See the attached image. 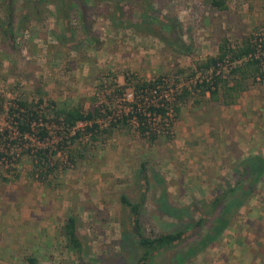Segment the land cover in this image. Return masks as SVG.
<instances>
[{
    "label": "rangeland",
    "instance_id": "rangeland-1",
    "mask_svg": "<svg viewBox=\"0 0 264 264\" xmlns=\"http://www.w3.org/2000/svg\"><path fill=\"white\" fill-rule=\"evenodd\" d=\"M7 2L0 0V25ZM26 3L13 0L12 43L0 29V264H26L28 255L39 264H135L141 250L119 195L140 198L141 162L149 185L140 222L150 236L179 226L155 206L160 184L153 172L163 179L168 200L187 206L221 180L233 181L231 168L242 156L255 151L264 157V82L253 81L234 106H223L201 93L197 82L209 73L197 72L195 64L214 56L221 39L236 45L264 34V0H226L224 10L207 0H148L152 11L174 25V34L192 45L191 54L175 48L169 28L154 18L144 21L150 20L156 33L141 28L143 0L124 2L120 21L112 19L110 0H85L93 38L84 31L78 5L68 2L74 41L67 43L60 41L64 26L57 0H40L39 13L23 19ZM159 76L161 90L179 111L169 113V128L159 117L152 119L160 129L154 143L137 131L134 117L101 131L111 117L131 114L134 81ZM38 89L46 100L42 112L50 111L48 99L99 107L94 138L79 123L75 130L83 135L64 143L63 129L54 122L45 124L42 141L20 137L8 108L18 98L36 99ZM40 149L46 157L41 166ZM69 214L78 219L81 260L66 249L61 232ZM192 240L154 254L150 264H175V255ZM182 264H264V177L222 236Z\"/></svg>",
    "mask_w": 264,
    "mask_h": 264
},
{
    "label": "trees",
    "instance_id": "trees-1",
    "mask_svg": "<svg viewBox=\"0 0 264 264\" xmlns=\"http://www.w3.org/2000/svg\"><path fill=\"white\" fill-rule=\"evenodd\" d=\"M113 5L111 12L112 19L121 20L123 15V4L127 0H110ZM68 2L78 5L80 16L83 23L84 31L89 38H93L91 30L85 19L86 3L85 0H57V10L60 11V18L63 21L64 34L61 43L74 41L69 19ZM146 3L142 19L144 25L141 28L152 34L156 31L152 23L144 18L152 17L164 28L168 27L171 34V42L174 47L184 54H191L193 47L186 43L181 37L175 35L174 25L168 23L165 16L159 15L152 11ZM207 2L218 10L227 8L226 0H207ZM6 18L0 25L4 36L12 43L13 39V0L6 3ZM40 0H29L23 8V19L30 15L39 13ZM254 50V45L250 38L244 39L241 43L233 45L227 39H221L218 44L217 53L209 56L204 60L197 61L196 70L202 73L209 72L198 83L201 93H209V98L219 102L223 106L234 104L248 86L254 81L257 74L261 72V64L258 59L241 60ZM227 64V71L224 72L222 65ZM162 76L154 80H136L132 84L135 92V102L132 103L131 114L121 119L111 117L108 125L101 131L109 132L118 125H126L130 118L134 117L137 131L147 138L149 143H154L160 134V129L152 125V119L159 117L164 120L166 128H169L171 122L168 116L171 111L178 113L179 107L172 105L171 101L161 90L164 82ZM155 91V99L151 101L149 93ZM36 99L29 101L25 98H18L8 108V115L12 119L13 127L20 137L33 135L39 140H43L48 130L46 123L54 122L63 129L62 139L64 143H74L83 134L82 131L75 130L79 123H84L85 134L94 138L99 129V117L101 116L100 108L94 107L85 109L79 103L59 102L48 99V109L46 112L40 108L46 100L38 89ZM182 95V94H181ZM181 95H178L180 98ZM139 96V97H138ZM110 113V111H107ZM51 116V118H47ZM43 122V123H42ZM71 132H74L71 134ZM44 150L36 151V160L41 166L46 160ZM4 156L0 151V157ZM68 157L71 162L74 158L71 153ZM45 162V161H44ZM233 181L223 179L217 183L212 191L199 200L192 202L187 206H177L168 200V193L164 181L158 178L153 172L154 180L160 184L159 193L155 199L157 210L164 215L175 218L179 226L170 232H162L154 235H146L141 227L140 215L145 198V191L149 185L148 169L145 162L140 163L139 181L141 182V195L138 200H131L126 195L120 194V203L128 210L129 223L132 233L135 237L136 244L141 250L135 264H150L154 254L162 251L173 249L182 244L189 238L186 248L175 255V264L189 262L191 258L202 252L205 248L216 242L223 232L233 222L234 217L240 208L248 203L255 191L256 185L264 177V157L261 154H249L239 158L231 168ZM143 189V190H142ZM77 217L69 214L61 227L62 235L65 239L66 249L81 260L84 254L82 242L77 233ZM74 259V258H73ZM26 264H39L37 257L34 255L25 256Z\"/></svg>",
    "mask_w": 264,
    "mask_h": 264
},
{
    "label": "built area",
    "instance_id": "built-area-1",
    "mask_svg": "<svg viewBox=\"0 0 264 264\" xmlns=\"http://www.w3.org/2000/svg\"><path fill=\"white\" fill-rule=\"evenodd\" d=\"M250 39L254 45V50L241 60L258 59L261 64V72L256 75L254 81L264 82V34L253 35ZM226 65L227 64L222 65L223 70L227 69ZM162 92H164V94L168 97V93H166L164 90H162ZM149 95L151 96V101L155 99V91L152 90Z\"/></svg>",
    "mask_w": 264,
    "mask_h": 264
},
{
    "label": "crops",
    "instance_id": "crops-1",
    "mask_svg": "<svg viewBox=\"0 0 264 264\" xmlns=\"http://www.w3.org/2000/svg\"><path fill=\"white\" fill-rule=\"evenodd\" d=\"M235 104H236V102H235L234 104L230 105V106L232 107V106H234ZM250 144L252 145V143H250ZM256 153H257V152H255V151L253 152V154H256ZM261 155H262V154H261ZM12 237H13V236H12ZM11 243L14 244V241L11 240ZM12 246L15 248V245H12ZM12 250H14V249L12 248ZM13 261H14V260H13ZM13 261H12V262H13Z\"/></svg>",
    "mask_w": 264,
    "mask_h": 264
}]
</instances>
